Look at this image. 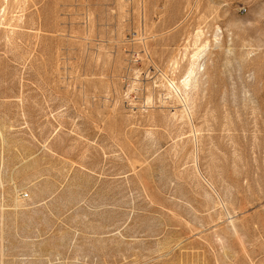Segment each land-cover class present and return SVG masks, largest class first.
Here are the masks:
<instances>
[{"label":"rangeland","instance_id":"rangeland-1","mask_svg":"<svg viewBox=\"0 0 264 264\" xmlns=\"http://www.w3.org/2000/svg\"><path fill=\"white\" fill-rule=\"evenodd\" d=\"M0 264H264V0H0Z\"/></svg>","mask_w":264,"mask_h":264},{"label":"bare ground","instance_id":"bare-ground-1","mask_svg":"<svg viewBox=\"0 0 264 264\" xmlns=\"http://www.w3.org/2000/svg\"><path fill=\"white\" fill-rule=\"evenodd\" d=\"M199 56H200V54L199 53H196V54H194V60H198V58H199ZM197 62V61H196ZM191 64H192V62H191ZM193 64H195V61L193 62ZM195 66V65H194ZM192 67V66H191ZM193 72H194V69H191V71H190V75L191 74H193ZM189 74V73H188ZM189 75V76H190ZM186 77H188L187 75H186ZM185 77V78H186ZM189 80H190V77H189ZM188 80V81H189ZM170 83H171V81H170ZM183 85H184V81H183ZM188 85V84H187ZM172 86H173V84H172ZM174 86H176V84L174 85ZM173 88V87H172ZM176 89V88H175ZM174 91V90H173ZM176 91H177V89H176Z\"/></svg>","mask_w":264,"mask_h":264}]
</instances>
